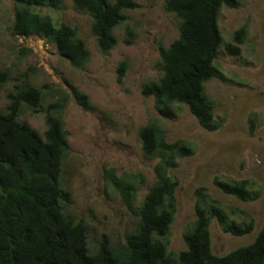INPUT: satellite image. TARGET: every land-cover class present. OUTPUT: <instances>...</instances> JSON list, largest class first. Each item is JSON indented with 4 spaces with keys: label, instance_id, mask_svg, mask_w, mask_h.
Here are the masks:
<instances>
[{
    "label": "trees",
    "instance_id": "16d2710c",
    "mask_svg": "<svg viewBox=\"0 0 264 264\" xmlns=\"http://www.w3.org/2000/svg\"><path fill=\"white\" fill-rule=\"evenodd\" d=\"M11 1L14 19L10 31L14 37H36L51 44L74 69L89 62L90 52L77 27L56 24L40 11L58 9L63 0ZM71 2L75 10L90 16L91 35L100 53H107L117 44L115 29L127 21L126 11L136 7L134 0ZM238 6V0H164L163 8L177 20L179 34L169 45H159L155 64L159 75L140 85L142 97L153 99L159 116L149 118L138 130L142 154L154 161L153 181L146 182L140 173L116 176L113 169H104L105 181L133 221L122 240L111 242L102 234L91 249L84 221L66 211L70 192L61 185L62 166L69 153L61 119L67 96L42 110L45 131L39 134L20 118V111L22 107L33 113L41 109L43 94L49 87L33 85L28 72L13 77L9 69H0V91L4 84L15 80L6 95L8 103L0 110V264H264V222L250 243L221 256L212 252V221L235 237L252 233L255 225L245 210L224 203L206 186L194 190V217L182 235L185 247L178 252L168 250L177 211L178 181L172 172L180 160L193 154V145L181 139L168 141L161 119L173 120L178 107L185 106L202 129L215 132L220 128L205 84L212 79L225 80L216 63L220 54H241L246 26L235 30L227 42L218 26L221 8ZM126 33L131 34L129 27ZM125 67V62L117 67L118 83ZM66 84L75 101L90 110L87 96ZM249 124L252 133V117ZM211 184L221 194L243 202L259 197L251 179L216 176Z\"/></svg>",
    "mask_w": 264,
    "mask_h": 264
},
{
    "label": "rangeland",
    "instance_id": "374dc122",
    "mask_svg": "<svg viewBox=\"0 0 264 264\" xmlns=\"http://www.w3.org/2000/svg\"><path fill=\"white\" fill-rule=\"evenodd\" d=\"M127 10V21L116 28L117 44L100 53L91 35V18L75 10L71 0H63L58 9H41L55 23L76 26L79 37L90 52L89 62L72 68L59 57L51 44L32 37L11 34L14 19L11 0H0V69H9L13 77L28 72L30 82L47 85L41 109L33 113L22 107L20 118L39 134L45 131L43 109L64 94L67 100L61 113L67 132L69 153L64 160L61 185L70 192L68 213L83 220L88 228V246L93 248L100 235L111 242L123 239L132 216L121 204L117 193L105 181V168L116 176L142 174L153 181L152 165L142 154L138 130L149 118H159L151 97L144 98L140 85L156 78L158 47L178 37V22L165 12L164 0H134ZM237 8L222 7L218 26L224 42L235 30L246 26L245 43L240 56L220 54L217 65L225 80L212 79L205 84L206 94L215 104V117L221 121L215 132L202 129L185 106H179L173 120L161 119L170 142L177 139L193 145V154L178 162L173 175L177 211L168 237V250L185 247L183 232L193 220L194 190L208 187L210 193L226 204L245 210L254 220L252 233L235 237L224 233L215 221L209 226L212 252L218 256L250 243L264 222V0H238ZM129 27L131 34L126 33ZM29 50V52H27ZM125 62L121 83L117 67ZM66 81L88 98L91 109L84 110L71 96ZM15 80L0 91V110L7 105V93ZM254 121L250 133L249 118ZM251 179L259 197L243 202L221 194L211 184L214 177ZM145 192V188L141 190Z\"/></svg>",
    "mask_w": 264,
    "mask_h": 264
}]
</instances>
